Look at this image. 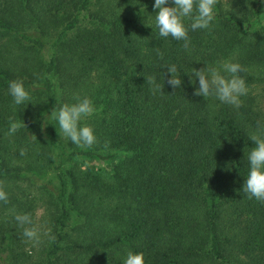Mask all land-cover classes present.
Wrapping results in <instances>:
<instances>
[{"label":"trees","instance_id":"1","mask_svg":"<svg viewBox=\"0 0 264 264\" xmlns=\"http://www.w3.org/2000/svg\"><path fill=\"white\" fill-rule=\"evenodd\" d=\"M153 5L0 0V264H124L129 251L145 264H264V201L242 188L248 135L264 127V0H218L211 30L190 31L188 49L159 36ZM222 59L247 69L239 109L194 95L185 73ZM170 64L180 88L168 84ZM14 80L30 91L26 106L8 93ZM76 97L94 102L83 122L91 148L55 125ZM28 176L55 184L54 239L39 248L21 242L14 220L37 214L17 184Z\"/></svg>","mask_w":264,"mask_h":264},{"label":"clouds","instance_id":"2","mask_svg":"<svg viewBox=\"0 0 264 264\" xmlns=\"http://www.w3.org/2000/svg\"><path fill=\"white\" fill-rule=\"evenodd\" d=\"M218 0H154L153 13L154 24L161 38L171 37L182 41L183 47L188 49L191 44L189 32L197 30H211L216 20V8ZM152 27V24H147ZM206 64V63H205ZM170 79L168 84L173 89L180 88L182 79L180 68L176 65H165ZM247 71L238 61L222 59L206 67L196 69L192 74L185 72L194 86V95L201 96L205 100L213 97L222 104L239 109L242 98L250 93V87L240 73ZM198 80V87H195ZM151 85L153 94L163 93L155 77L146 78ZM8 93L16 106H26L32 102L30 91L22 80H14L8 85ZM96 109L92 99L88 97H76L74 103L63 104L55 113V125L59 127V134L72 144L80 148H91L98 143L95 130L92 126L83 123L92 117ZM18 125L11 124L8 132L13 135L17 132ZM251 144L254 145L248 154V172L242 185L244 193L249 199L255 198L264 201V127L258 124L255 133L248 135ZM23 151L21 155H23ZM9 193L6 187L0 183V202L7 203ZM14 220L23 228L22 236L33 247L40 245L44 237L51 236V230L41 231L34 226L33 218L29 214H14ZM124 264H145L142 252L129 251L124 259Z\"/></svg>","mask_w":264,"mask_h":264},{"label":"rangeland","instance_id":"3","mask_svg":"<svg viewBox=\"0 0 264 264\" xmlns=\"http://www.w3.org/2000/svg\"><path fill=\"white\" fill-rule=\"evenodd\" d=\"M27 179H24V182L17 183L23 187V199L29 198L34 199V206H36L37 214H33V222L34 226L38 227L42 232L47 231L48 229L52 232V214L55 211V206H53L52 202L53 198L50 197V193L48 190H55L54 183L50 182V176L47 178H41L36 176H28ZM32 178V180H29ZM19 230H23L19 226ZM22 232H20L21 242L27 244L28 246H32L30 242H27L25 238L22 236ZM49 237H44L43 242L36 246L37 248L44 246L47 244ZM33 248V246H32ZM30 255L34 256L35 252L33 249L29 252Z\"/></svg>","mask_w":264,"mask_h":264}]
</instances>
